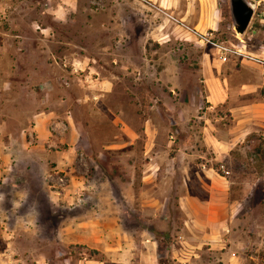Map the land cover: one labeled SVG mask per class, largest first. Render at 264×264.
<instances>
[{"label":"rangeland","instance_id":"1","mask_svg":"<svg viewBox=\"0 0 264 264\" xmlns=\"http://www.w3.org/2000/svg\"><path fill=\"white\" fill-rule=\"evenodd\" d=\"M245 1L251 28L264 29V0ZM214 17L208 31L227 58L245 37L229 0H0V264H210L166 205L177 189L163 177L165 161L209 159L179 144L210 123L198 117V56L222 58L192 25ZM17 63L24 73L4 85ZM206 112L215 127H234L229 113ZM260 140L254 132L233 148L234 172L254 164ZM145 161L153 174L144 178ZM211 163L230 172L225 159ZM249 193L245 227L255 236L264 185ZM253 240L237 248L241 264H256L252 255L264 264V240Z\"/></svg>","mask_w":264,"mask_h":264},{"label":"crops","instance_id":"2","mask_svg":"<svg viewBox=\"0 0 264 264\" xmlns=\"http://www.w3.org/2000/svg\"><path fill=\"white\" fill-rule=\"evenodd\" d=\"M218 22V17L200 19L192 27L199 32L208 31L217 27ZM258 24L261 26L262 22ZM249 28L244 31L245 37L240 38L241 42L237 46L236 53L226 59L210 58L204 51L198 56L197 72L204 90L202 101L206 103L205 111L198 117L205 118L210 123L202 126L189 144H179V149L189 147L193 156L209 159L205 161L172 159L165 161L164 165L165 185L177 189L172 196L166 197V205L168 206L167 202L170 200L173 202L171 205L180 210L184 217L183 232L188 233L187 237L190 234L188 241L195 249L205 248L206 252L210 253L211 258L207 259L210 264H215L214 258L217 259L216 264H241L237 248L251 245L252 239L256 241L257 246H261L260 243L264 240V234L260 233L264 226L259 228L257 220L251 219L255 225L254 236L249 233L250 229L249 231L246 229L245 224L248 220L244 219L247 207L245 200L250 198L251 184L264 185V64L256 59H264V29L251 28V26ZM257 32H262L261 39L257 40L253 37ZM22 48L25 47L15 50H18L21 56L23 53L27 56V48ZM29 51L32 54V51ZM16 65L18 67L16 70L12 71L10 68L6 71L5 80L2 81L4 85L12 84L11 80L15 78L11 74L24 73V68L18 63ZM32 69L34 66L31 65L30 70ZM212 109L224 114L229 113L234 127H215L207 118L209 114L206 111ZM39 120H43L41 114L36 115L35 127L39 125ZM254 132L261 134L260 142L254 146L256 153L254 164L252 166L247 164V170L236 173L232 168L241 164L236 165L235 159L229 160L230 153L235 146ZM128 134L131 138L130 143L133 144L135 134L132 135L130 132ZM206 153L212 156L207 157ZM224 159L226 163L224 165L230 169V172L228 170L220 174L212 167L211 161ZM143 165L145 166L143 173L146 175L144 178L153 174L149 172L151 168L149 161H145ZM187 183L192 184L191 189H184L185 184L190 185ZM236 185L240 193L232 195V187ZM260 199L264 200V194ZM260 238L261 242L258 241ZM250 259L260 264L255 256H249V261Z\"/></svg>","mask_w":264,"mask_h":264},{"label":"water","instance_id":"3","mask_svg":"<svg viewBox=\"0 0 264 264\" xmlns=\"http://www.w3.org/2000/svg\"><path fill=\"white\" fill-rule=\"evenodd\" d=\"M233 19V29L237 34H243L253 14V5L245 0H229Z\"/></svg>","mask_w":264,"mask_h":264},{"label":"built area","instance_id":"4","mask_svg":"<svg viewBox=\"0 0 264 264\" xmlns=\"http://www.w3.org/2000/svg\"><path fill=\"white\" fill-rule=\"evenodd\" d=\"M197 40L199 41V42H206V43H211L212 45H216V47H218V49H219V51H220V54H221V58L222 59H226V55L231 51L228 47H226V46H223V45H221V44H215V43H213L212 42V39H213V33L212 32H210V31H208V32H204V33H199L198 35H197ZM258 61H260L261 63H263L264 64V60H258ZM221 170L223 171V172H226L225 171V169H224V166L223 165H221Z\"/></svg>","mask_w":264,"mask_h":264}]
</instances>
